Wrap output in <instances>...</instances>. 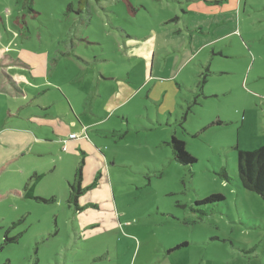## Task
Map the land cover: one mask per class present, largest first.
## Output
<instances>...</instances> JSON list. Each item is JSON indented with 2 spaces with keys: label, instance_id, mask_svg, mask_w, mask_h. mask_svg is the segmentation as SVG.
Masks as SVG:
<instances>
[{
  "label": "rangeland",
  "instance_id": "obj_1",
  "mask_svg": "<svg viewBox=\"0 0 264 264\" xmlns=\"http://www.w3.org/2000/svg\"><path fill=\"white\" fill-rule=\"evenodd\" d=\"M0 51L77 77L73 93L134 89L88 131L112 166L85 164L79 182L86 155L57 144L0 167V264H264V200L237 172V147L264 145V0H0ZM38 172L42 200L25 197ZM213 194L225 200L198 204Z\"/></svg>",
  "mask_w": 264,
  "mask_h": 264
},
{
  "label": "crops",
  "instance_id": "obj_2",
  "mask_svg": "<svg viewBox=\"0 0 264 264\" xmlns=\"http://www.w3.org/2000/svg\"><path fill=\"white\" fill-rule=\"evenodd\" d=\"M70 56V53L65 52L60 57ZM40 62L35 57L20 55L18 52L0 51V93L8 101L2 108L5 114L3 122H0V167L12 165L24 156L36 153L35 149H38L41 155L45 151L42 149H51L57 144L63 145L78 157L82 151L86 155V159H83L85 164L94 161L103 167V170L108 164L112 166L113 160L108 159L98 148L88 131H93L94 127L105 123L106 118H101L100 114L102 109L105 112H113L125 105L134 90L132 83L118 77V85L111 94L95 85L73 93L71 84L74 88L77 77L71 80L70 85L46 79L43 69L39 66ZM108 80L114 81L115 77L105 78V81ZM21 86L28 90L25 97L18 94ZM51 92L53 95L50 99L54 96L52 101L39 100ZM14 96L23 100L9 101L14 99ZM76 98L82 99L85 108L79 109L78 103L74 102ZM84 116L88 122L82 120ZM108 130L97 129L103 132ZM71 133H77L78 136L70 138ZM97 138L101 140V136L97 135ZM40 143L48 145L42 146ZM37 174L46 175L43 172Z\"/></svg>",
  "mask_w": 264,
  "mask_h": 264
},
{
  "label": "trees",
  "instance_id": "obj_3",
  "mask_svg": "<svg viewBox=\"0 0 264 264\" xmlns=\"http://www.w3.org/2000/svg\"><path fill=\"white\" fill-rule=\"evenodd\" d=\"M84 2L85 0H81ZM221 122H217L220 124ZM170 145L173 147V153L175 158L184 165H191L196 162V158L193 157L186 150V142L184 140L173 137L170 141ZM85 161L82 160L76 169V179L81 182L83 176V166ZM237 172L239 179V186L241 188L247 189L251 192H254L261 196L264 200V145L256 148L254 150H244L237 147ZM224 180L231 182L232 178L227 173L226 168H221L219 172H217ZM44 177L43 174H33L30 180L27 182L25 186V197L27 198H36L34 196V191L36 184ZM76 197L74 192L71 193V199ZM70 199V200H71ZM225 200V196L223 194H213L206 197L204 200L198 202L199 205H213L219 202H223ZM199 210V209H198ZM203 215H206L207 212L200 210ZM186 245L183 243L182 245H178L176 248L178 249L181 246ZM256 249V246L251 248L247 252H253Z\"/></svg>",
  "mask_w": 264,
  "mask_h": 264
},
{
  "label": "built area",
  "instance_id": "obj_4",
  "mask_svg": "<svg viewBox=\"0 0 264 264\" xmlns=\"http://www.w3.org/2000/svg\"><path fill=\"white\" fill-rule=\"evenodd\" d=\"M77 136H78L77 133H71V134L69 135L70 138H76Z\"/></svg>",
  "mask_w": 264,
  "mask_h": 264
}]
</instances>
